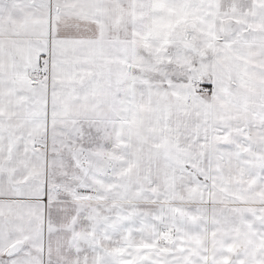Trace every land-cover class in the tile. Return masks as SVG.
<instances>
[{
	"label": "snow or ice",
	"instance_id": "snow-or-ice-1",
	"mask_svg": "<svg viewBox=\"0 0 264 264\" xmlns=\"http://www.w3.org/2000/svg\"><path fill=\"white\" fill-rule=\"evenodd\" d=\"M0 264H264V0H0Z\"/></svg>",
	"mask_w": 264,
	"mask_h": 264
}]
</instances>
